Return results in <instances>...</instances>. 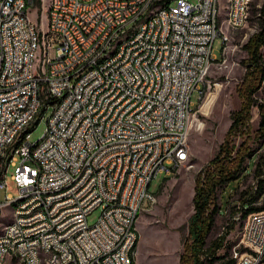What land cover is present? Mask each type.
Instances as JSON below:
<instances>
[{
  "label": "built area",
  "instance_id": "1",
  "mask_svg": "<svg viewBox=\"0 0 264 264\" xmlns=\"http://www.w3.org/2000/svg\"><path fill=\"white\" fill-rule=\"evenodd\" d=\"M225 1L0 0V190L9 176L16 197H28L0 202L18 217L0 239V264H136L137 218L157 202L149 186L184 165L192 95L202 94L215 40L229 39L217 26ZM47 3L54 10L42 29L30 13ZM241 5L251 0L233 2V30L247 18ZM117 40L123 60L101 66ZM231 259L264 264V210L249 214Z\"/></svg>",
  "mask_w": 264,
  "mask_h": 264
},
{
  "label": "rangeland",
  "instance_id": "2",
  "mask_svg": "<svg viewBox=\"0 0 264 264\" xmlns=\"http://www.w3.org/2000/svg\"><path fill=\"white\" fill-rule=\"evenodd\" d=\"M262 1L251 0L247 23L243 29H231L226 23V14H220L221 31L229 39L223 45L220 38L215 40L212 55L216 58L211 63L202 94L192 95L191 110L194 111L189 123L187 161L170 176L158 175L149 186V192L157 197V202L154 205L145 204L137 218L136 264H179L180 257L190 242L188 224L194 213L192 198L196 176L208 166L227 139L234 145L235 150L248 148L252 153L250 158L253 157L255 163L264 161V138H260L258 132V105H264V81L254 94L255 105L249 111L245 127L227 137L232 116L243 105L237 90L248 74L245 45L259 29L256 10ZM49 5L50 3H47L40 14L35 10L30 13L31 21L38 25L40 20L42 29L47 26ZM225 11L226 2L223 4V12L226 13ZM260 53L264 61V48ZM51 111L52 108H49L33 127L29 136L31 143L42 138L46 128L45 121ZM247 164L246 161L245 166ZM253 170L251 164L249 173L241 177L237 186L226 191H223V188L216 193L212 207L218 210L205 248H210L213 242L219 244L218 240L223 237L225 240L222 247L215 252L211 264L226 263L231 259L233 248L242 240L249 215L243 219L240 207L242 200H247L254 191L256 182ZM12 172L13 169H10L9 175ZM7 195L17 196L9 176L7 188L0 190V202H3ZM251 206L264 207V203L258 202ZM7 212L9 207L3 209L2 220L6 219ZM100 216L101 210H95L87 217L88 225L93 226ZM230 228L232 230H229ZM0 232L2 233L1 228Z\"/></svg>",
  "mask_w": 264,
  "mask_h": 264
},
{
  "label": "trees",
  "instance_id": "3",
  "mask_svg": "<svg viewBox=\"0 0 264 264\" xmlns=\"http://www.w3.org/2000/svg\"><path fill=\"white\" fill-rule=\"evenodd\" d=\"M256 17L259 29L248 39L245 45L248 54L246 63L248 74L237 90L243 105L239 111L233 114L227 137L238 133L245 127L249 118V111L255 105L254 94L264 81V61L260 53L261 49L264 48V0L256 10ZM258 110L260 116L258 132L260 138H264V105H258ZM251 154L248 148L235 150L234 145L227 139L220 146L218 153L209 162L208 166L196 176L192 198L194 213L188 224L190 242L185 247L179 264L212 263L215 252L222 247L225 240V237H223L218 240L219 244L213 242L210 248H205L207 237L215 225L218 209L212 207V205L216 193L223 188V191H226L230 187L237 186L241 177L249 173L251 164L254 167L253 177L256 184L254 191L251 193L252 195L247 200H242L241 217L245 219L251 213L264 210L263 206L257 208L251 206L258 202L264 203V161L259 160L255 163L254 158H250ZM246 161L248 162L247 166H245ZM229 230H232V228ZM233 262L232 259H229L224 264H233Z\"/></svg>",
  "mask_w": 264,
  "mask_h": 264
},
{
  "label": "bare ground",
  "instance_id": "4",
  "mask_svg": "<svg viewBox=\"0 0 264 264\" xmlns=\"http://www.w3.org/2000/svg\"><path fill=\"white\" fill-rule=\"evenodd\" d=\"M226 23L228 27L230 19H234V10H233V2L235 0H226ZM248 5H241V15L247 16L246 20L243 22V27L247 23L248 19ZM54 10V3H50L48 10V18L52 14ZM158 10L159 12L169 11V1H159L158 2ZM217 26L221 31V20L220 16L217 19ZM231 29H233L231 27ZM226 38V35H224ZM124 47L125 40H117L115 41V45H111V50L109 53H106V58H101V66H108V62H115L117 60H123L124 56ZM88 60L90 62H97L99 60V53H88ZM50 77H52V70H44L42 71V81H50ZM38 95H45V88H38ZM54 108H61V101H54ZM192 111H187L185 121H183V135H188L189 131V123L191 119ZM188 151H185L183 155V162L187 161ZM28 204V197H17L16 198V206H24ZM5 207H9V204H0V228L2 233L0 232V239H5V232H9L10 228L13 225L18 224V217H6L5 220H2V211ZM38 212H46V205H38ZM245 232V228H244Z\"/></svg>",
  "mask_w": 264,
  "mask_h": 264
},
{
  "label": "crops",
  "instance_id": "5",
  "mask_svg": "<svg viewBox=\"0 0 264 264\" xmlns=\"http://www.w3.org/2000/svg\"><path fill=\"white\" fill-rule=\"evenodd\" d=\"M192 116V115H191Z\"/></svg>",
  "mask_w": 264,
  "mask_h": 264
}]
</instances>
